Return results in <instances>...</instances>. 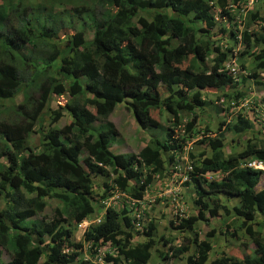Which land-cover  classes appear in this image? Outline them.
<instances>
[{"label": "trees", "instance_id": "obj_1", "mask_svg": "<svg viewBox=\"0 0 264 264\" xmlns=\"http://www.w3.org/2000/svg\"><path fill=\"white\" fill-rule=\"evenodd\" d=\"M0 1V104L18 91L22 97L7 108L5 116L0 115V158L4 163L0 164V249L9 252L6 262L0 253V264H91L80 257L82 243L90 245L89 252L105 247V264H147L152 251L166 263L187 252V246H169V256L159 251L158 245L169 242L156 237L150 220L143 231L134 229L132 210L123 203L118 212L107 208L100 223L89 226L78 242L72 241L74 224L93 213L92 201L110 195L108 183L135 201L143 200L151 178L167 174L181 145L198 133L194 131L197 116L191 112L203 110L200 90H216L230 105L246 94L236 88L225 65L232 58L227 45L237 42L236 29L231 28L237 27L241 5L248 0H93L97 12L73 8L77 18L84 13L77 22L79 27L87 22L88 41L74 25L63 23L52 12L39 29H33L27 18L29 5L19 9V3ZM254 1L264 6V0ZM40 9L46 10L45 6ZM214 9L219 22H233L228 29L224 23L217 26ZM8 12L14 13V25L7 23ZM243 20L238 41L246 48L252 44L257 48L252 53V61H257L251 68L253 74L264 68V18L246 11ZM257 22L263 23L260 32L250 31ZM62 29L69 34L58 35ZM37 48L46 54L39 55L41 62L30 54ZM207 57H212L209 65L204 63ZM47 70L56 77L36 84V76L49 73ZM255 84L264 87V80ZM158 88L166 93L163 99ZM63 95L67 98L59 108L69 122L58 130L43 131L44 115L51 121L61 119L60 111L50 112L48 105L54 96ZM122 102L140 130L160 127L151 110L163 108L170 116L162 140L143 146L135 156L109 150L116 131L106 119ZM179 113H189L191 118L181 121L184 115ZM234 119L230 125L220 121L215 138L205 137L210 131L202 129L204 138L194 144H203L207 151L200 152L185 173L191 180L196 216L181 219L175 226L172 221L168 224L178 233H189L196 222L205 221L203 212L212 218L220 212L225 218L218 228L242 231L253 245L252 252L239 258L210 259L213 244L193 238L189 242L193 253L183 264H264L260 233L264 228V185L259 188L264 177V144L256 145L255 135L261 131L253 130V123L240 115ZM94 122H99L100 130L89 132ZM34 128L38 146L31 151L26 143ZM224 132L235 136L227 144L230 148L247 134L252 138L243 142L240 151L226 153ZM250 162L262 169L247 167ZM214 174L219 178H205ZM95 176L104 178V183L95 184L91 179ZM94 185L103 189L100 196L94 193ZM219 197L237 199L239 205L227 207ZM48 200L60 207L51 210L49 219H37ZM258 215L263 218L253 230ZM235 218L241 222L231 226ZM217 233L221 240L222 235H229ZM136 234L141 240L132 243Z\"/></svg>", "mask_w": 264, "mask_h": 264}, {"label": "rangeland", "instance_id": "obj_2", "mask_svg": "<svg viewBox=\"0 0 264 264\" xmlns=\"http://www.w3.org/2000/svg\"><path fill=\"white\" fill-rule=\"evenodd\" d=\"M10 3L12 5H16L19 3V9L23 8L26 5H29L31 7V10H28L30 12L29 15H27V18H29L30 23L33 26V29H39L41 26L43 20H48L46 17L47 15L52 12V15L55 16L57 19H63L65 24L70 22L72 25L75 26V30L80 32L82 34V38L84 41H88L91 38L89 27L86 23H84L83 26L79 27L78 20L84 17V13H80V18H77V16L74 14V6H78L77 10H81L80 7H84L83 11L89 10V11H98L97 5L92 0H10ZM251 0L248 1L246 6L241 5V9L244 10H259V13L261 17L264 18V6L262 4H259V9H254L252 4L250 5ZM2 2L0 1V5ZM51 5V6H49ZM45 6V11H41V7ZM9 11V9L7 10ZM76 12V11H75ZM241 14L239 19H236L238 22L237 27H232L233 32L236 29V40L237 42L233 45L229 44L228 46H231V54L232 58L230 59V62L227 65H232V68L234 70V80L236 84V88H242L244 91H246L247 96L246 99L249 100V98H253L256 102H258L261 105V112L263 113L261 116H263L264 119V87L257 86L254 84L255 81H263L264 79V68L263 70H256L255 73L252 74V66L257 64V61H252L253 52L257 51V48L254 47L252 44L250 48H246L243 43L239 42V36L238 33L243 31L244 25H243V16L244 14L242 12H239ZM214 17L217 20V26L219 27L220 24L224 23L225 28H229L230 25L233 24L232 21H221L219 22L218 16H217V10L214 9ZM10 21V22H8ZM8 21L7 23L15 24V17L14 13L8 12ZM45 24H48L46 22ZM259 27L261 28V23L258 25H253L249 27L250 31L260 32ZM69 34L66 29H62L59 31L58 35H66ZM261 34H264V29L261 31ZM220 36V35H218ZM54 39V38H53ZM223 44V42H222ZM224 47V45H223ZM25 51V50H24ZM31 56L34 59H39V55L46 56L45 52L40 49H36L32 52H30ZM212 57H207L204 61L206 65H209V59ZM41 62V60H38ZM38 62V63H39ZM49 73H41L40 75L36 76L35 83L39 84L41 81L49 79V78H55L56 76L50 71L47 70ZM192 92V91H191ZM191 92L187 93L186 97H189ZM158 93L160 95V99H163L166 96V93L163 91L162 88H158ZM202 101H203V107L202 111H199L198 109H194L193 112L196 114V127L195 130L198 132L195 136H192L191 139H189L186 143L181 145L180 151L177 152L174 158L173 165L171 166L169 172L167 174L163 175H157L151 178V181L149 185L146 188V192L144 195V198L142 200L143 203V209L140 214L141 219L137 221V229L136 230H142L144 227H146V223L150 220L156 227L155 235L156 237H162L164 240L169 242V245L167 246H161L158 245L157 249L164 253L166 256H169L170 253L168 252L169 246L172 247H183L187 246V252L179 255L178 257L172 258L169 261L165 263V261H159L158 254L152 251L151 257L147 264H183L184 259L187 255H190L193 253V246L189 243L191 239L195 238L198 242L199 241H207L209 243L213 244V251L210 255V259L214 257H229L233 256L236 258L241 257L243 254H249L252 252L253 245L250 243V240L248 237H246L242 231L238 232H232L230 229L226 230L224 227L218 228L219 223L224 221L225 216H223L222 213L218 212L216 217H210L206 212H203V218L205 221L196 222L194 225V228L191 232H182L178 233L176 230L170 227L168 224L169 221L173 222V226L178 224V221L181 219H187L192 216H196L197 209L193 205L192 202V195H193V189L191 186V180H189L188 176H186V171L188 170V165L192 160H195L198 157V154L200 152H206V148L203 144H197L202 138H204L202 133V129L205 127L210 132H208L205 137L208 138H215L216 135V129L217 124L222 121L225 124H231L233 122L234 114L236 113V109L231 111V109L228 110L227 107H229V101H224L225 99L221 98L219 96L218 91L212 90V89H205L200 90ZM66 96L63 95L61 97L54 96L49 103V109L48 111L52 112L55 110L60 111L61 119L59 121H51L50 117L47 115H44L43 123H42V130L45 131L46 129H60L62 126H64L66 123L69 122V118L66 115L63 110H61L59 107L64 104L66 100ZM22 100L20 91L14 93L11 100L4 101L2 104H0V115L1 117L5 116L7 112V108H10L11 106H14L15 104L19 103ZM217 108L221 109V111L217 112ZM227 108V109H226ZM181 115H184V117H181V121H186L185 117H188V120L191 118V115L189 116V113H179ZM151 117L158 122V125L160 126L157 129H147L146 131L140 130L137 128L135 123L133 122L132 116L130 112L126 109L123 102L119 105H115L112 109L111 113L109 114V117H107V122L111 123V125L114 127L116 131V135L113 140V144L111 145V153L113 154H119V155H134L138 152L139 149H141L143 146L150 144L154 140L161 141L164 129L169 126L170 122L167 120H170V116L165 112L163 108L151 110ZM254 129H260L261 133L255 135L256 138V145L260 146L264 144V121H253ZM99 122H94L91 125V128L89 132H97L99 131ZM181 130V129H180ZM36 128H34V132H32L29 137L27 138V147L29 150L33 151L38 146V135L35 132ZM177 131V130H175ZM181 133V131H180ZM174 134V133H173ZM175 135V134H174ZM260 135V136H259ZM233 136L229 132H224V143L226 144V147L224 151L229 153V151H240L242 148L243 142L248 139L252 138V135L247 134L243 140L239 139L237 141L236 146L233 148H230L227 146L229 141L233 139ZM261 139V140H260ZM231 146V144H230ZM39 150V149H38ZM189 154H192V159L189 158ZM82 158V156H81ZM0 164L3 163V159L0 158ZM143 178V177H142ZM205 178L207 179V175H205ZM92 181L95 184H102L104 183V178L102 177H92ZM264 185V177H261L259 187ZM103 188V186L101 185ZM93 191L98 196L102 194L103 189H99L96 185L93 186ZM220 203L224 204L225 206L229 207L231 205L238 207L237 199H230L225 200L224 197H219ZM99 201H92V206L95 210H98L100 207L96 206ZM95 203V204H94ZM0 207H2V204L0 202ZM55 207H60V204L57 202L55 203L53 200L46 201V206L44 211L36 217L43 219H49L52 213V209ZM232 213L229 211L227 217H231ZM263 216H255L254 220L257 222L253 225V230H256L259 228V223H261V219ZM241 220H233L230 222L231 226H235L238 223H240ZM261 225V224H260ZM217 230H220V233H229V235H222L224 240H221L219 237L220 235L217 233ZM143 231V230H142ZM262 237H264V228H261L260 231ZM72 241L78 242L80 241L79 233L74 230ZM141 238L139 237V234H136L133 239L132 243L140 241ZM7 247L10 248V245H7ZM104 249V248H103ZM11 250V248H10ZM1 253V260L2 262H6L8 260V251H4L3 249H0Z\"/></svg>", "mask_w": 264, "mask_h": 264}, {"label": "clouds", "instance_id": "obj_3", "mask_svg": "<svg viewBox=\"0 0 264 264\" xmlns=\"http://www.w3.org/2000/svg\"><path fill=\"white\" fill-rule=\"evenodd\" d=\"M249 1V0H248ZM248 1H247V3H248ZM261 1H263V0H261ZM246 3V4H247ZM246 4L244 5V7L246 6ZM252 4V6H253V8L255 7L256 9H259L260 7L258 6L259 4H260V1H258L257 3L254 1V0H251V3H250V5ZM263 5V4H262ZM246 11H249V10H240V12H242L243 14L246 12ZM251 12H257V16H260V13H259V10H250ZM260 22H257L256 24L258 25ZM261 25H263V23L261 22ZM225 68L226 69H228V72L230 73V75H231V77L233 78V80H234V70H233V68H232V65H225ZM264 80V79H263ZM235 81V80H234ZM255 82H259V81H255ZM255 82H254V84H255ZM256 85V84H255ZM263 87V86H262ZM21 93V92H20ZM14 95V94H13ZM247 96V94H245V95H243V96H241L242 98L241 99H239V100H237L236 101V105H233V103H231V105H229V106H232L233 105V107H232V109H231V111L232 110H234V108L236 109V113L234 114L235 116L236 115H240L242 118H244V119H246V120H248V121H250L251 123L253 122V121H264V119H263V116H261L263 113L261 112V105L258 103V102H256L255 100H253V98H249V100L248 99H246L245 97ZM231 102H233V101H231ZM121 104V103H120ZM119 104V105H120ZM48 109H49V105H48ZM222 110V108L220 109H218L217 108V112L218 111H221ZM193 111H194V109H193ZM44 112V111H43ZM196 115V114H195ZM234 116V117H235ZM44 117V116H43ZM108 117H109V115H108ZM234 117L232 118L233 119V121H235V119H234ZM228 124V123H227ZM232 124V123H231ZM136 125V124H135ZM138 128V127H137ZM139 129V128H138ZM147 129H144L143 131H146ZM246 139H248V137L246 138ZM110 149H111V147H110ZM109 149V150H110ZM111 151V150H110ZM136 155V154H135ZM189 166V165H188ZM247 167H251V168H255V169H262V167H261V165L260 164H258V163H255V162H250V163H248L247 165H246ZM106 170H107V168H106ZM190 170V169H189ZM218 176V175H217ZM219 177V176H218ZM208 179V178H207ZM212 179V178H211ZM218 179V178H217ZM210 180V179H209ZM108 185V187H110V186H113V185H111V184H107ZM263 186V185H262ZM114 187V186H113ZM261 187V186H260ZM259 187V188H260ZM111 189H114V188H111ZM110 190V189H109ZM115 190V189H114ZM117 191V190H116ZM119 192V191H118ZM119 193H121V192H119ZM124 194V193H123ZM125 195V194H124ZM125 196H127V195H125ZM128 197V196H127ZM107 198V197H106ZM128 198H130V197H128ZM103 199H105V198H103ZM103 199H99L98 201L100 202L101 200H103ZM131 199V198H130ZM133 200V199H132ZM97 203V204H95L96 206H99L100 208L98 209V210H95L94 209V211H93V213L91 214V215H89L88 217H86V218H91V217H94V216H97V215H100L101 217H100V221L102 220V216H103V214H104V211L106 210V209H103L102 208V206L100 205V203ZM139 202V201H138ZM122 203H123V201L121 202V205H122ZM140 204L138 205V208L137 209H139V214H141V212H142V207H143V203H142V201H140L139 202ZM120 208H121V206H120ZM120 209H117V210H114V211H116V212H118ZM85 218V219H86ZM141 218V217H140ZM84 220V219H83ZM100 223V222H99ZM91 226H93V225H91ZM89 227V226H88ZM87 227V228H88ZM134 229H137V228H134ZM74 230H75V228H74ZM79 237H80V239H81V235H79ZM83 244H85V243H82V246H81V253H80V257L83 259V261H88L89 263H91V264H93L92 262H91V259L90 260H88V259H85V256L84 255H87V256H89V258H90V255L92 254V252L90 251L89 252V249H86V251H84V249H83ZM92 250V249H91ZM104 251L105 250H99V252L101 253V264H105V263H103V260H102V257H103V254H104ZM65 252V251H64ZM68 252V250L65 252V253H67ZM88 253H90V255H88Z\"/></svg>", "mask_w": 264, "mask_h": 264}, {"label": "built area", "instance_id": "obj_4", "mask_svg": "<svg viewBox=\"0 0 264 264\" xmlns=\"http://www.w3.org/2000/svg\"><path fill=\"white\" fill-rule=\"evenodd\" d=\"M190 168L188 167V170ZM208 179L214 178L217 179L219 178L217 176V174L214 175H207ZM110 188H114L113 186H110ZM110 195L101 200L99 203L102 206L103 209H113V210H117L120 209L121 206V202L123 201V204L125 206L126 209L128 210H132V215H131V224L133 226V228H137V221H139L140 218V214H139V209L136 210L135 205H139L140 203L138 201L132 200L130 198H128L127 196H125L123 193H119L118 191L114 190V189H110L109 190ZM138 208V207H137ZM100 215L91 217V218H86L82 221H80L77 224H74L75 226V230L79 233V235H82L84 233V231L87 229L88 226L91 225H97L100 222ZM90 245L85 243L83 244V249L84 251H86V249H89ZM105 247H101L98 249L93 248L91 250L92 254L89 256L84 255L85 259L90 260L93 264H101V253L99 252V250H104ZM67 250H65L66 252Z\"/></svg>", "mask_w": 264, "mask_h": 264}]
</instances>
